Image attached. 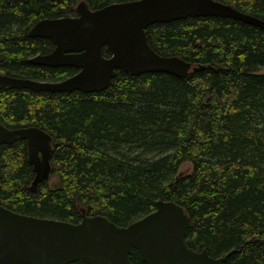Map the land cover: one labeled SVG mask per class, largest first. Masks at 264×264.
<instances>
[{"label":"trees","instance_id":"obj_1","mask_svg":"<svg viewBox=\"0 0 264 264\" xmlns=\"http://www.w3.org/2000/svg\"><path fill=\"white\" fill-rule=\"evenodd\" d=\"M79 1L0 0V68L47 80L75 72L31 62L55 44L28 32L41 18L76 14ZM85 1L98 8L126 0ZM220 1L264 19V0ZM146 32L159 53L209 66L187 76L117 69L92 92L0 88L7 126L35 124L53 137L52 174L37 189L26 139L0 143V204L74 222L83 207L128 224L171 199L192 217L190 246L229 253L224 264H264V28L189 15ZM103 53L111 54L107 46ZM131 259L146 264L136 249Z\"/></svg>","mask_w":264,"mask_h":264},{"label":"water","instance_id":"obj_2","mask_svg":"<svg viewBox=\"0 0 264 264\" xmlns=\"http://www.w3.org/2000/svg\"><path fill=\"white\" fill-rule=\"evenodd\" d=\"M75 9L74 15L44 17L31 26L29 35L50 38L55 47L29 60L79 70L55 80L0 70V88L92 92L107 88L117 69L131 74L167 71L187 76L209 66L156 51L146 28L158 21L219 15L264 28V19L220 0H126L98 8L80 0ZM104 46L111 55L103 53ZM18 137L27 141L28 158L35 170L30 188L37 189L52 173L53 137L36 125L9 127L0 117V143H13ZM81 211L82 218L74 222L0 204V264H68L78 259L89 264H135L131 259L134 249L146 264H224L229 256H213L206 248L190 246L186 237L192 217L171 199H158L153 210L128 224H118L100 213L87 214L83 207Z\"/></svg>","mask_w":264,"mask_h":264},{"label":"rangeland","instance_id":"obj_3","mask_svg":"<svg viewBox=\"0 0 264 264\" xmlns=\"http://www.w3.org/2000/svg\"><path fill=\"white\" fill-rule=\"evenodd\" d=\"M191 168V163L185 161L182 165H181V170L182 171H188Z\"/></svg>","mask_w":264,"mask_h":264},{"label":"flooded vegetation","instance_id":"obj_4","mask_svg":"<svg viewBox=\"0 0 264 264\" xmlns=\"http://www.w3.org/2000/svg\"><path fill=\"white\" fill-rule=\"evenodd\" d=\"M111 55V54H110ZM77 68V67H76ZM0 70L2 71V72H5V71H3L1 68H0ZM79 70V68H77L76 69V71L75 72H77ZM75 72H73L72 74H74ZM5 73H7V72H5ZM9 74V73H8ZM71 75V74H70ZM69 76V75H68ZM67 77V76H66ZM45 80H47V79H45ZM32 125H35V124H32ZM25 126H29V125H25ZM31 126V125H30ZM36 126H38V125H36ZM20 127H23V126H20ZM44 129V128H43ZM47 131V130H46ZM27 142V141H26ZM39 154L41 155V152H39ZM33 165V164H32ZM33 169H34V166H33ZM52 174V173H51ZM34 175H35V170H34Z\"/></svg>","mask_w":264,"mask_h":264}]
</instances>
